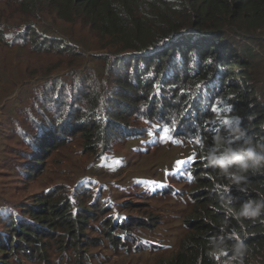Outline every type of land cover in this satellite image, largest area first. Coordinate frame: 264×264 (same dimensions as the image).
Here are the masks:
<instances>
[{"label":"trees","instance_id":"16d2710c","mask_svg":"<svg viewBox=\"0 0 264 264\" xmlns=\"http://www.w3.org/2000/svg\"><path fill=\"white\" fill-rule=\"evenodd\" d=\"M3 6L4 18L17 12L21 26L16 38L21 45L36 52L78 54L58 29L61 21L71 25L64 26L69 29L73 24L87 29L95 38L90 50L99 53L93 55L95 71L90 78L76 77L74 85L60 87L57 98L45 102L47 119L32 114L34 123L45 125L39 129V136L44 135L39 152L79 134L84 153L104 159L121 141L144 136L160 123L194 146L193 159L186 166L194 208L184 217L185 232L177 249L154 264H221L211 260L206 250L209 240L222 232L245 239L244 264L253 260L264 264V215L241 222L227 217L221 203L230 195L238 207L264 194V171L250 175L246 192L233 186L224 193V182L206 166L196 142H211L224 130V121L234 118L248 135L264 141V96L253 69L254 59L264 49V0H6ZM38 139L31 143L36 148ZM5 147L4 140V153ZM81 195L76 186L71 197L66 195L60 203L47 208L39 201L41 208L27 210L34 218L29 220L47 224L35 229L36 235L43 238L53 231L50 235L56 239L65 238L62 248H74L87 232L85 225L98 216L93 213L98 210L88 213L79 207ZM106 197V205L104 200L99 205L101 212L108 213L101 225L112 244L119 246L118 223L110 218ZM54 216L60 221L54 222ZM17 224L10 229L17 236L15 242L7 239V233L0 246L15 253L35 250L29 245L35 241L31 227L23 220Z\"/></svg>","mask_w":264,"mask_h":264},{"label":"rangeland","instance_id":"374dc122","mask_svg":"<svg viewBox=\"0 0 264 264\" xmlns=\"http://www.w3.org/2000/svg\"><path fill=\"white\" fill-rule=\"evenodd\" d=\"M5 2L0 0V245H4L7 233V239L15 242L17 236L10 229L23 220L34 235L35 241L29 245L36 249L15 253L13 248L0 246V264H154L169 256L185 232L184 217L194 208L186 169L194 156L193 144L171 132L166 138L163 130L167 127L157 123L148 134L118 143L104 159L84 153L79 134L47 148L46 153L39 152V141L44 138L39 136V129L45 125L34 123L32 114L47 119L45 102L57 98L60 87L74 85L76 77L90 78L95 71L93 55L99 53L90 50L95 38L87 29L79 24L69 29L64 26L71 25L61 21H57L58 29L78 54L36 52L30 45L19 44L16 33L21 23L15 19L17 12L10 11L4 18ZM253 65L264 96V49ZM37 136L36 148L31 143H36ZM76 186L82 192L79 207L88 213L98 210L93 212L98 216L85 225L87 232L80 242L65 249L60 243L65 238L56 239L55 234L50 235L53 231H47L43 238L36 235L34 230L47 224L29 220L34 218L27 210L41 208L39 201L47 208L60 203L66 195L71 197ZM106 196L111 203L110 218L118 223L115 235L119 246L112 244L101 225L108 213L101 212L103 206L99 205L103 200L106 205ZM57 209L61 211L65 205ZM41 248L47 251L41 254Z\"/></svg>","mask_w":264,"mask_h":264},{"label":"clouds","instance_id":"9594fccd","mask_svg":"<svg viewBox=\"0 0 264 264\" xmlns=\"http://www.w3.org/2000/svg\"><path fill=\"white\" fill-rule=\"evenodd\" d=\"M223 131H218L211 142L199 141L202 159L224 182L221 190L228 193L235 186L241 192L248 190L251 174L264 171V141L248 135L239 118L227 120ZM229 218L238 221L254 220L264 215V194L249 198L237 207L236 198H221ZM247 253L245 239L237 233H218L209 240L206 255L221 264H244Z\"/></svg>","mask_w":264,"mask_h":264},{"label":"snow or ice","instance_id":"6c2138e0","mask_svg":"<svg viewBox=\"0 0 264 264\" xmlns=\"http://www.w3.org/2000/svg\"><path fill=\"white\" fill-rule=\"evenodd\" d=\"M221 103H222V102H221ZM212 110H213V111H219L220 109H218V108H213ZM224 123H228V121L225 120ZM163 131H164L165 137H166V138H170V137H168V133L170 132V129H169V128H165ZM196 142L198 143L199 140H197ZM181 163H183V162H181Z\"/></svg>","mask_w":264,"mask_h":264}]
</instances>
